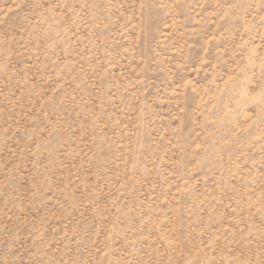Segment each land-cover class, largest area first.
Segmentation results:
<instances>
[{
  "label": "rangeland",
  "instance_id": "rangeland-1",
  "mask_svg": "<svg viewBox=\"0 0 264 264\" xmlns=\"http://www.w3.org/2000/svg\"><path fill=\"white\" fill-rule=\"evenodd\" d=\"M0 264H264V0H0Z\"/></svg>",
  "mask_w": 264,
  "mask_h": 264
}]
</instances>
